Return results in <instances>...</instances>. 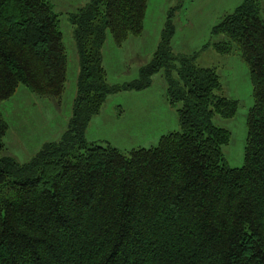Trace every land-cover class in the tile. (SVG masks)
<instances>
[{"label": "trees", "instance_id": "1", "mask_svg": "<svg viewBox=\"0 0 264 264\" xmlns=\"http://www.w3.org/2000/svg\"><path fill=\"white\" fill-rule=\"evenodd\" d=\"M147 0H89L68 20L78 53L76 97L59 141L27 162L2 153L8 124L0 110V264H264V18L244 0L214 26V43L246 62L254 103L244 163L230 167L222 146L237 101L217 94L220 77L195 55L173 52L168 20L137 79L109 85L102 48L142 31ZM67 55L49 0H0V102L23 85L59 99ZM163 71L179 130L128 154L88 142L85 129L106 97L143 90Z\"/></svg>", "mask_w": 264, "mask_h": 264}, {"label": "rangeland", "instance_id": "2", "mask_svg": "<svg viewBox=\"0 0 264 264\" xmlns=\"http://www.w3.org/2000/svg\"><path fill=\"white\" fill-rule=\"evenodd\" d=\"M59 18L62 42L67 55L65 88L59 99L40 96L20 85L9 98L0 102L8 124L2 140V153L18 162L30 160L46 142L59 141L67 129L76 97L79 71L78 53L68 20L89 0H49ZM244 0H147L140 34H129L117 44L109 31L102 48V65L109 85H119L138 78L141 66L148 63L157 49L168 20L174 26L173 52L195 55L197 65L213 68L220 77L217 94L237 101L232 118L214 116V124L230 132L222 146L224 161L230 167L244 163L247 117L253 106V84L246 62L235 46L230 54L217 51L214 43L225 39L213 32L229 13ZM261 16L264 18V0ZM167 94L163 71L154 73L151 84L143 90H121L109 94L98 114L92 116L84 137L88 142L110 144L123 153L140 147L156 146L161 136L178 131L177 108Z\"/></svg>", "mask_w": 264, "mask_h": 264}]
</instances>
